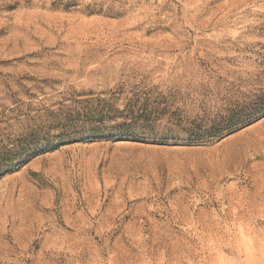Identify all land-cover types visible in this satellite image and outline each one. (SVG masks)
<instances>
[{"label": "rangeland", "instance_id": "rangeland-1", "mask_svg": "<svg viewBox=\"0 0 264 264\" xmlns=\"http://www.w3.org/2000/svg\"><path fill=\"white\" fill-rule=\"evenodd\" d=\"M263 97L264 0H0V264H264Z\"/></svg>", "mask_w": 264, "mask_h": 264}, {"label": "trees", "instance_id": "trees-1", "mask_svg": "<svg viewBox=\"0 0 264 264\" xmlns=\"http://www.w3.org/2000/svg\"><path fill=\"white\" fill-rule=\"evenodd\" d=\"M237 111H233V112L230 111V113L227 114L225 117H221L219 120L215 121L214 124L210 126V128L208 129L202 128L199 125L193 126L192 127L193 129L189 130L190 140L188 141L189 142H202L212 136H219L224 130L230 131L232 129L245 125L246 123H248V121H250L251 118L249 116H239V115H244L242 114L243 111H240V112L238 111V113ZM251 111H255V113H258L259 115L264 114V97L262 100H260V102H258L256 107ZM135 127H138L137 124L135 125V123L124 122V123L118 124L116 128H114V131L116 132V134L121 133L120 136H122L123 135L122 133L130 132Z\"/></svg>", "mask_w": 264, "mask_h": 264}]
</instances>
